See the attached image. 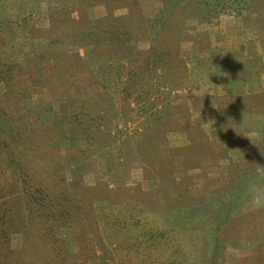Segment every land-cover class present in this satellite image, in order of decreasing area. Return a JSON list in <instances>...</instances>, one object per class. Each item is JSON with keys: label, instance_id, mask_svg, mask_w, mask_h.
<instances>
[{"label": "rangeland", "instance_id": "374dc122", "mask_svg": "<svg viewBox=\"0 0 264 264\" xmlns=\"http://www.w3.org/2000/svg\"><path fill=\"white\" fill-rule=\"evenodd\" d=\"M80 5L74 14L81 20L71 21L72 11L60 30L68 29V38L59 34L74 57L72 67L66 68L73 73L68 81L66 76L61 83L31 86V70L43 69L56 77L48 53L29 69L31 52L39 50L50 26L45 2L21 22L13 38L0 35V75L9 72L12 83L30 92L26 99L9 101L4 97L9 88L0 82V133L19 142L11 148L24 151L22 162L33 195L50 214L55 208L62 221L56 233L63 239H55L67 259L54 260L57 257L48 254V264H209L216 251L213 264H247L248 257L264 264V216L256 223L235 215L218 235L217 220L209 210L200 217L191 209L198 204L209 208L207 193L219 196L220 203L228 200L227 193L235 194L238 188L234 177L263 165L264 120L256 134L239 128L248 122L237 124L235 111L243 108L247 113L249 104L220 99L224 89L216 88L217 75L210 74L211 62L218 59L195 57L190 69L185 66L189 59L180 53L185 38L193 40L196 26L206 35L215 32L219 20L244 21L250 16L263 29L264 0H83ZM46 40L44 47L50 50ZM76 53L89 69L78 66ZM220 69L234 71L231 65ZM10 102L19 108L16 118L9 108L13 125L3 113ZM12 180L10 168L0 165V183ZM241 182L240 212L264 214V179L255 176ZM257 197L259 203L254 202ZM151 211L156 217L146 214ZM16 219L13 211L0 222L7 236L5 248L19 253L30 246L34 251L42 240L34 230L27 239L26 232L15 227ZM156 223L169 234L153 254L135 238L143 225L156 230ZM186 224L184 233L181 226ZM78 233L83 244L76 239ZM51 234L46 227V235Z\"/></svg>", "mask_w": 264, "mask_h": 264}, {"label": "trees", "instance_id": "16d2710c", "mask_svg": "<svg viewBox=\"0 0 264 264\" xmlns=\"http://www.w3.org/2000/svg\"><path fill=\"white\" fill-rule=\"evenodd\" d=\"M84 1H88L90 3L92 0H84ZM42 2H45L47 4L50 26L48 29L44 31L45 36H42L41 38L42 42L41 45L38 46L39 50L36 52L34 48L33 51L31 52L30 57L32 58L29 69L31 68L33 69V66L36 65L34 63L35 60L42 61L47 59V57H50L53 62L54 70L56 71V75H55L56 77L52 78V76H48L43 69H41L40 73H36V71L31 70L29 72L31 86L33 85L49 86L50 84L52 85L54 82L57 81H60L61 83L66 76H67L66 77L67 81L70 80L71 78L68 76L69 74H72L71 76L73 77L71 68L69 72L66 70V68L72 67V58L74 57H72V54L69 53L70 51L69 46H65L61 44L60 42L61 37H59V34H63L66 38H68V36L66 35L68 29H66V31L64 32L60 31V30L63 31L65 17H67L70 14V12L74 10L76 11L79 8L81 9L80 3L83 2V0H32V1L29 0V2L27 1L25 2V0L0 1V35L4 34L5 36L8 37V39L13 38V34L17 31V28L22 24L21 22L24 21L27 16L31 17L35 13L40 11ZM68 3L72 4L73 9H69L67 7ZM75 11L72 12L71 21L76 17H78V19L81 20L80 15L75 16L74 14ZM78 35L83 38L88 37V34H86L85 32H80L78 33ZM46 37H48V41H50L48 42V44L51 46L50 50L48 48L45 49L44 47V41H47ZM40 52H42V55L39 54ZM46 53H48L47 57L45 56ZM76 56L79 58L77 61L78 66L79 67L85 66L86 69H89L88 67L89 65L82 62V59H80L78 53H76ZM8 70H11V68H8ZM8 74L9 72H5V73H1L0 75V82L5 83V85H7L9 88L7 95H4V97L7 98L9 101L15 100L16 102L22 99H26L27 96L29 97L30 96L29 90L25 88L22 89L19 84L12 83L13 81L12 77L10 79ZM11 83L14 85L15 88H13ZM9 108L12 114L15 116V118L19 114V108L18 107L16 108L14 104L10 102L9 106L3 109L4 115L10 117L9 123L13 125L16 122L13 121V117L9 112ZM242 109H238L239 111L237 110L235 111V113H238L239 117L247 118L250 112L248 111L246 113V111ZM263 120H264V116H262V119L258 121V124H261ZM238 123L240 124V122H237V124ZM7 135L2 134L3 137L0 138L1 140H3L0 141L1 143L0 165L3 167L5 164L10 168V170L12 171L13 180L11 183H8L6 185H2L0 183V209L2 212V215L0 217V222L3 221L4 217L7 214L11 216V212L14 211L17 215V219L15 221V227L20 228L22 231H25L26 232L25 235L27 239H29L28 232L30 230H34L36 233L37 240H42V241H40L37 247L33 245L35 248L34 251L29 250L30 248H32L30 246H27L24 249V251L19 253H16L15 251H11L10 249L5 248L6 241L4 240L7 239V236L5 229H2L0 224V229H1L0 264H48L49 259L47 257L49 256L47 257L45 256L52 253L55 255V257H57L54 260L63 261V259H67V254L63 252L64 251L63 249L60 248L59 246L60 242H58V240L56 241L55 239L57 235L59 239H63V236H61L59 233H56V230H58V225L62 223V221L60 220L59 216L55 214V208L52 207V214H50L49 211H47L46 206L43 204V201L41 202L39 198L33 195V191H32L33 185L30 182H27L28 175L25 172V170L27 169L25 168L22 162V156L24 154V151L15 150L14 146L13 148H11V143L18 145L19 142H11L12 140ZM259 164H263L261 166H264V159ZM255 166L256 165L248 167L249 170L248 173H245L243 175L238 174L235 177L234 175L232 176V178L234 177L237 179L238 188L235 189V194L232 193L231 191L229 193L226 192L227 194H229L228 200H224L220 203L219 196L218 198L215 196L210 198L211 195L207 193V195H205V199L206 200L210 199L209 204H212L209 208H206L207 204L205 206L204 204L200 206L198 204L196 205V207H192V208L190 207L192 210H196L194 212H196L200 217L205 216L207 210H209L208 213H211L214 219L217 220V223L215 224L216 226H214V228H216L215 233H217L218 231V235L220 233L221 228L226 230L227 226L231 225V221L233 220L235 215L237 216L238 219L240 218V216H243L244 218H251V222L255 221L256 223H258L259 218L264 216V214L259 215L257 211H253V209H249V210L245 209L243 210V213L240 212V209H242L240 203L243 200L242 197L244 195V189H243L244 185L242 184L241 180L245 181L250 177H255V176L258 177L259 179H264V173L257 172V169L260 168V166L259 167H255ZM29 179L32 181L31 178ZM224 198H226L225 195ZM185 200L187 201L186 198ZM212 200H216V201L218 200V201L215 204H213L211 203ZM244 200L246 201L247 199ZM202 208L204 209L203 211ZM47 212L49 215H47ZM146 214L148 215L151 214L150 216H154V217H156L157 215V213L153 211L149 213L146 212ZM171 215L174 216L173 214ZM240 221L241 219L237 223L239 224ZM160 223H156L157 225L156 230L151 229L149 226L143 225V228L140 230V232L137 234V237L135 238L138 242L137 243L138 245L145 247V250H152L153 254L156 249H159L162 244H165L167 242V234H169L168 232L161 231L164 230L165 228L161 227ZM46 227L51 228L53 231V234H51L49 237L48 235H46ZM252 227L254 228V224L252 225ZM181 228L183 229L184 233H187V229H188L187 224L184 226L182 225ZM152 231H157L158 234H156L155 236H153L152 234L148 236V234ZM139 234L141 235L139 236ZM254 235L256 236L257 239H261L262 234L259 231H256ZM52 236H53V240L52 241L48 240L51 239ZM76 239L79 241L80 244L81 243L83 244L84 242L83 236H81L79 233L76 235ZM219 240L221 242L223 241L221 237ZM51 242L52 244L55 245V248L53 247ZM85 242H87L86 239ZM100 242L101 241H99V243ZM175 251L176 250H174L173 252ZM211 256L213 258L212 259L213 262L215 263L219 256V252L217 253L216 251ZM50 261L52 260L50 259ZM213 262L211 261L209 262V264H213ZM126 264H133V263L130 262L129 260L128 262H126ZM247 264H254L253 259H250L248 257Z\"/></svg>", "mask_w": 264, "mask_h": 264}, {"label": "crops", "instance_id": "0c3cea01", "mask_svg": "<svg viewBox=\"0 0 264 264\" xmlns=\"http://www.w3.org/2000/svg\"><path fill=\"white\" fill-rule=\"evenodd\" d=\"M251 18L249 16L244 21L231 18V22H226L225 19L223 21L219 20L215 32H207L206 35L201 34V29L196 26L194 35L192 33L190 35L186 34V36L193 35V40L185 38L181 44L182 52L180 51V53L183 54L184 58L189 59V62L185 61V66L190 69L193 66L192 62L194 60L192 59H205L207 57L218 59L216 63L211 62L210 74L217 75L216 82L218 85L216 88L219 90L224 89V92H221L224 98L220 99L239 100L238 103L244 106L248 101L249 116L247 118L240 117L239 120L236 119V123L248 122L247 126L240 125L238 127L241 129L243 127L251 128L253 129L252 132L256 134L258 130L261 131L258 121L262 119V115L264 116V28L260 30L257 24L254 25L250 21ZM195 20L190 19L188 22L194 24ZM261 21V23H264V18H261ZM240 22L242 25H240ZM242 27L244 31L239 35L238 31ZM201 37L205 40H201ZM202 42H206V44ZM229 45L232 47L231 50ZM230 65L234 67V71L232 70L230 73L220 69L221 66ZM216 66L218 74L215 71ZM226 73H228L227 77ZM230 81L232 83H229ZM194 86H198L200 90L203 88L201 82H195Z\"/></svg>", "mask_w": 264, "mask_h": 264}, {"label": "clouds", "instance_id": "9594fccd", "mask_svg": "<svg viewBox=\"0 0 264 264\" xmlns=\"http://www.w3.org/2000/svg\"><path fill=\"white\" fill-rule=\"evenodd\" d=\"M258 173H264V166H260V168L257 169ZM255 203H259V197L255 198Z\"/></svg>", "mask_w": 264, "mask_h": 264}]
</instances>
